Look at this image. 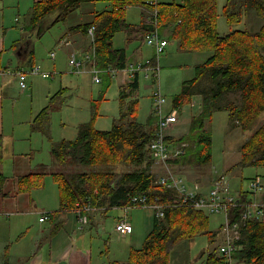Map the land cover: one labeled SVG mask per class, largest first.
Instances as JSON below:
<instances>
[{"label":"trees","instance_id":"obj_1","mask_svg":"<svg viewBox=\"0 0 264 264\" xmlns=\"http://www.w3.org/2000/svg\"><path fill=\"white\" fill-rule=\"evenodd\" d=\"M95 1L98 0L36 2L25 30L28 35L37 33L43 22L56 13L66 21L71 12ZM108 1H111L109 10L96 12L92 22L69 30L81 31L87 37L89 28L96 27L94 48L100 68L122 70L129 63L126 51L114 47L116 33L126 31L146 40L152 28L147 24V17L136 26L126 20V12L135 6L150 10L157 8L161 31L172 29L169 41L179 42L181 49L212 52L203 64L196 67V76L183 83L181 93L172 102L173 107L178 109L192 103L194 97H201V111L192 117L189 132L166 139L179 148L186 144L184 154L172 160L171 165L182 168L211 164L213 139L207 124H211L215 113L228 112L230 121L236 127L250 133L241 145L238 166L264 168V119L260 120L264 114V24L258 32L233 30L221 35L217 30L218 0H172L156 6L149 5V0ZM249 11H255L258 18L264 21V0H228L223 13L233 27ZM139 77L140 73H137L134 79L130 78L125 87L128 91L120 89L121 113L110 130H98L91 123H86L81 125L76 140L62 141L53 146L52 156L61 165L91 167L90 172L67 174L65 169L50 173L31 172L19 179L20 190L27 192L38 188L42 186L43 177L51 175L59 188L60 209L54 213L59 215L67 210H80L87 215L90 211L103 210L106 214L114 208L128 207L131 197L141 193L146 194L151 203L159 199V203L175 204L178 199L176 193L156 184L155 175L150 172L155 163L150 152L156 138L157 122L154 115L146 124L138 121L139 100L134 97L140 87ZM103 80L109 84L112 78L106 74ZM206 80H210L212 85L202 91L199 88ZM229 93H239L240 103L221 105L222 97ZM49 109L50 106H47L35 122ZM4 142L5 137L0 134V166L5 156ZM119 168L129 170L119 171ZM6 181V175L0 171V197L5 196ZM240 197V203L250 200L246 192H241ZM244 211L241 205L233 208L230 211L231 220L238 221ZM221 228L222 225L218 232H210L208 214L191 207L171 206L165 210L163 217L154 216L141 249H132L126 263L111 264H171L172 251L177 245L193 241L201 235L207 236L213 244L221 236ZM236 245L239 262L264 264V220L246 221L236 234ZM218 250L219 247L205 253V264H221Z\"/></svg>","mask_w":264,"mask_h":264},{"label":"rangeland","instance_id":"obj_2","mask_svg":"<svg viewBox=\"0 0 264 264\" xmlns=\"http://www.w3.org/2000/svg\"><path fill=\"white\" fill-rule=\"evenodd\" d=\"M157 1L170 2L172 0ZM227 1L218 0L217 30L221 35L228 34L233 30L258 32L261 29L264 21L258 18L255 11H249L247 15L245 13L241 22L231 27L223 13ZM110 2L98 0L85 3L76 11L71 12L66 21L60 19L58 13L49 16L45 20L47 25L42 28L41 32L38 30L37 33L27 36V45L22 52L24 53L23 57L18 56L19 50H17L12 58L2 60V67L6 70L3 71L5 75L0 76V90L2 87L0 123L4 127V134H2L5 137V156L0 171L9 178L14 177L16 159L26 160L30 156L34 157V163L42 162L54 169L53 171L65 169L67 174H71L92 170L91 167L55 163L51 150L57 143L76 140L80 126L83 124L91 123L96 129L106 131L110 130L120 117L119 80L121 77L119 75L126 73L120 72L112 77L109 84H106L104 80L93 82L91 76L73 72V68L69 64L72 47L63 44L68 40L66 38L72 27L92 22L96 12L110 9ZM151 12L145 7H131L126 12L127 23L134 26L140 25L143 18L151 17ZM31 14L32 10L26 6L21 7L19 15L21 24L26 23V15L30 22ZM168 31L167 34L170 36L172 29ZM113 44L115 48L126 51L130 63L152 60L155 66L159 65L160 67L159 79L152 78L154 77L153 72H149L151 76L149 78L146 77L148 72L140 73V87L134 98L139 100L138 121L143 124H146L148 119L154 115V94L160 91L166 99L164 111L167 113L172 111L174 108L172 102L174 97L181 93L183 83L192 80L196 76V67L203 64L212 55V52L183 50L180 46L178 47L177 42L171 41L166 52L157 57L154 49L146 44L145 39L141 36L129 35L126 31L116 33ZM52 53L56 54L55 59L52 58ZM18 58H24L23 67L16 68ZM10 59L13 62H9ZM34 62L35 66H32ZM54 66H56V70H53ZM32 67H38L40 73L48 74L49 78L45 79L41 74H30ZM19 70L28 73L27 89L25 90H22L19 77L16 75ZM210 85H212L210 80H206L199 89L205 91ZM125 90L129 89L125 88ZM228 102L240 103L239 93L225 94L219 103L222 105ZM47 106H50V109L39 118L37 124L48 125V134L40 133L38 130L32 132L33 120L35 121ZM178 111L179 122L173 130L174 137L189 132L192 117L197 116L201 111V97H194L192 103L178 108ZM263 119L264 114L260 117V120ZM207 130L211 131L213 139L211 164L207 167L188 165L181 168L173 166L177 173L183 175L191 183H200L203 188H209L216 178L225 176L229 181L233 195L244 191L249 192L248 186L251 179L261 177L264 182V168L238 166L241 145L248 139L250 133L243 132L241 128L236 127L230 121L228 112L215 113L211 124H207ZM13 133L15 134L13 135ZM96 169L100 168L96 167ZM118 170L129 169L119 168ZM150 172L155 175L157 181L163 170L155 161ZM35 196H38L45 205H56L57 208L60 206L59 188L51 175L44 178L43 188L38 189ZM263 198L264 194L258 199L254 194L249 196V199L254 201H260ZM121 210L124 212L123 209ZM121 210H109L102 222L96 219L93 224L88 223L85 226V231H91L96 235L99 233L104 237L107 242L103 249L104 255H107L109 251V254L115 255V259L120 261L125 259L127 262L129 252L125 256L122 248L124 242H130L134 249H141L151 230L156 213L149 208L130 209L126 214L124 212L123 219H126L134 230L133 235L125 239L120 238L115 229L116 219L120 216L119 212L123 213ZM101 212L90 211L89 220L90 217L92 219L96 215H101ZM224 221L223 213L209 215V231L218 232ZM221 242L220 236L212 244L207 236L201 235L193 241L187 240L177 245L172 251V259L175 258L177 252L183 255L181 264H205V253L218 248ZM103 244L104 242H101L102 248ZM202 254L203 256H201Z\"/></svg>","mask_w":264,"mask_h":264},{"label":"crops","instance_id":"obj_3","mask_svg":"<svg viewBox=\"0 0 264 264\" xmlns=\"http://www.w3.org/2000/svg\"><path fill=\"white\" fill-rule=\"evenodd\" d=\"M39 1L41 0H0V76L5 75L3 71L6 70L2 67V60L12 58L17 50H19L18 56H24L22 52L27 45L28 36L25 28L30 22L26 15V23L21 24V18L19 17L21 7L26 6L29 10H32L33 5ZM46 25L47 22L44 21L43 27L45 28ZM163 35L169 41L167 31L163 32ZM66 39L69 43L63 42V44H66L64 46H71L73 50L69 54V64L73 54L81 59L85 53L91 50L90 38L85 37L81 31L68 33ZM177 45L179 47V42H177ZM18 60L16 68L23 67L24 58H18ZM9 62H13L12 59ZM32 66H35V62ZM53 70H56V66ZM7 71L10 72V70ZM119 76L121 77L119 89L125 88L131 81L130 77L127 74ZM31 128L32 132L38 130L40 133L48 134V125L46 124L45 126L37 125V122L33 120ZM2 133L4 134V127L0 123V134ZM53 161L57 163L55 159ZM14 165V177L9 178L6 176L5 196L0 197V264H111L113 262H126L125 259L123 261L115 259V255L109 254V251L107 255H104L105 251L103 249L107 244L106 240L99 233L96 235L91 231L86 232V228L80 223L76 211L67 210L61 215L54 214L59 211L60 206L57 208L56 205H45L38 196H35L38 189L43 188L44 178L47 175L42 179V186L27 192L20 190L19 179L27 177L31 172L46 171L50 173L54 169L42 162L34 163V157L32 156L26 158V160L16 159ZM197 184L201 186L200 183ZM114 209L121 210V208ZM101 213V215H96L97 217L94 216L92 219L90 217L89 224H93L96 219L102 222L106 216L103 210ZM44 214H48L49 218L41 221ZM119 214L116 224L123 218L124 212H119ZM133 233L124 236L118 233V235L120 238L126 239L132 236ZM101 242H104L103 248ZM95 245L97 246L95 247ZM122 248L125 256L128 254L127 252L130 254V251L134 249L130 242H124ZM177 254L176 252L174 259L171 255V264H181L183 255Z\"/></svg>","mask_w":264,"mask_h":264},{"label":"built area","instance_id":"obj_4","mask_svg":"<svg viewBox=\"0 0 264 264\" xmlns=\"http://www.w3.org/2000/svg\"><path fill=\"white\" fill-rule=\"evenodd\" d=\"M159 2L157 0H149V5L156 6ZM151 17L147 19V24L151 26L150 32L146 36V44L154 49L157 57L166 52V48L169 45V41L164 37L163 32L160 29L158 20V9L151 10ZM96 27L91 26L88 30L87 37L91 40V50L84 54L79 59L75 54L72 55L70 60V66L73 68V72L79 75L88 74L92 77L93 82H101L103 75H110L115 77L120 72H125L131 79L137 73L143 71L148 72L146 77H151L149 72L154 73L153 79L156 77L159 79L160 67L154 65L152 60L144 62L128 63L122 70H117L111 67L106 69L98 67L96 61V51L94 48ZM67 42V41H66ZM64 42V43H66ZM69 42H67L68 44ZM52 58L56 57L55 53H52ZM30 74H41L43 78L48 79L49 75L46 73H40L38 67H32ZM20 80V86L23 90L27 89L26 79L28 73L23 70H19L16 74ZM156 80V79H155ZM155 101L154 115L157 122L156 138L151 144V156L162 167V174L159 176L156 184L174 191L178 197L175 204H163L159 203V199L155 202H150L149 197L146 194H137L131 197V204L123 208L124 212H128L130 209L135 208H149L153 209L158 217L165 215V210L171 206H186L196 210L202 211L208 215L223 213L225 217L224 224L221 228V240L222 243L219 246L218 255L221 258V264H242L236 259V253L238 247L236 245V234L242 225L250 219L264 220V200L249 201L240 203V194L233 195L229 181L225 176L216 178L214 183L208 188H203L197 183H191L183 175L177 173L171 161L184 154V147L186 144H182L181 148L169 144L166 139L172 135L173 129L179 122V111L173 108L169 113L164 111V104L166 99L162 96L161 92H156L153 96ZM249 192H246L248 196L250 194L259 196L264 194V182L261 177H256L249 181ZM245 192V191H244ZM241 205L245 208V211L240 216V219L233 222L230 218V211L236 206ZM79 221L83 226L89 223L87 214H84L80 210L77 211ZM49 218L48 214H44L41 221H45ZM116 232L120 235H129L133 233L132 225L126 220L121 218L116 224Z\"/></svg>","mask_w":264,"mask_h":264},{"label":"water","instance_id":"obj_5","mask_svg":"<svg viewBox=\"0 0 264 264\" xmlns=\"http://www.w3.org/2000/svg\"><path fill=\"white\" fill-rule=\"evenodd\" d=\"M42 28H43V24L41 25V27L39 28V32H41L42 31Z\"/></svg>","mask_w":264,"mask_h":264},{"label":"bare ground","instance_id":"obj_6","mask_svg":"<svg viewBox=\"0 0 264 264\" xmlns=\"http://www.w3.org/2000/svg\"><path fill=\"white\" fill-rule=\"evenodd\" d=\"M67 13V12H66ZM65 14V13H64ZM64 17V16H63ZM17 66V65H16ZM17 71V70H16ZM95 141V140H94ZM93 143V142H92ZM98 150V149H97ZM66 157V156H65ZM65 157H64V159H65ZM58 165H60V164H58ZM63 174V173H62ZM258 175V174H257ZM69 180V179H68ZM74 187V186H73ZM137 194V193H136Z\"/></svg>","mask_w":264,"mask_h":264}]
</instances>
